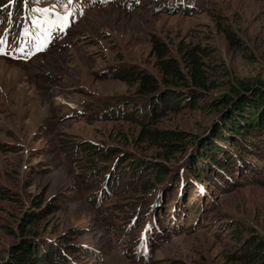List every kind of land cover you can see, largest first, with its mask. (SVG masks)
<instances>
[{
	"label": "rangeland",
	"instance_id": "374dc122",
	"mask_svg": "<svg viewBox=\"0 0 264 264\" xmlns=\"http://www.w3.org/2000/svg\"><path fill=\"white\" fill-rule=\"evenodd\" d=\"M0 41V261L26 238L51 264H248L264 134L209 138L224 98L264 92V0H0ZM143 129L191 143L164 159Z\"/></svg>",
	"mask_w": 264,
	"mask_h": 264
},
{
	"label": "trees",
	"instance_id": "16d2710c",
	"mask_svg": "<svg viewBox=\"0 0 264 264\" xmlns=\"http://www.w3.org/2000/svg\"><path fill=\"white\" fill-rule=\"evenodd\" d=\"M158 48V45L156 46ZM160 50V48H159ZM188 66L190 70L191 83L199 88H204L206 86V77L204 71L201 68V63L198 61L197 57L193 54L188 58ZM165 69H170L173 76H180L179 71L172 64L164 65ZM181 77V76H180ZM141 92L143 94H151L156 90L154 81L151 78L146 76L141 77ZM245 91L250 92L251 89L247 86H243ZM192 100L195 97H191ZM164 100L168 101H178V95L175 93H170L166 95ZM224 105H230L231 110L225 113L223 116V123L221 126H217L212 132L209 140V144L212 139L218 141H225V135L240 137L245 139L247 129L251 132H261L264 134V92L257 90L253 92L250 96L239 97L237 101L232 102L230 98L223 99ZM250 128V129H249ZM224 132V133H223ZM154 138V142L157 146H160L161 154L164 159H167L169 156H173L176 153H184L186 150V145L190 144V141L185 140V135L179 131H158L143 129L139 136L138 140H145L147 138ZM219 151V148L217 147ZM201 161L206 162L209 166L216 167L218 169L222 168V164L215 156H203L199 155ZM203 157V158H202ZM132 164V163H131ZM132 167L137 168V170H143L144 165L139 163H134ZM154 169L155 167H150ZM156 170L159 171L158 167ZM190 171V170H189ZM192 173V172H191ZM196 177L198 180L203 176L197 174ZM40 204L37 202V205ZM33 214H27L25 218L22 219L20 226L23 228L21 231L25 232V235L28 237L33 233ZM239 232V231H238ZM239 234V233H238ZM240 235V234H239ZM30 238V237H29ZM238 238H240L238 236ZM29 239L21 238L19 243L12 247V250L9 251L7 258L0 261V264H51L50 260L42 253L38 248H34L29 242ZM249 244L248 250L242 254L241 259L248 264H264V243L248 241Z\"/></svg>",
	"mask_w": 264,
	"mask_h": 264
},
{
	"label": "snow or ice",
	"instance_id": "6c2138e0",
	"mask_svg": "<svg viewBox=\"0 0 264 264\" xmlns=\"http://www.w3.org/2000/svg\"><path fill=\"white\" fill-rule=\"evenodd\" d=\"M0 43H2V41H0Z\"/></svg>",
	"mask_w": 264,
	"mask_h": 264
}]
</instances>
